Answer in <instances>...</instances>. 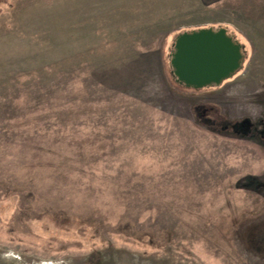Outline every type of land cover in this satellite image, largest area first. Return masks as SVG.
Wrapping results in <instances>:
<instances>
[{
  "label": "rangeland",
  "instance_id": "374dc122",
  "mask_svg": "<svg viewBox=\"0 0 264 264\" xmlns=\"http://www.w3.org/2000/svg\"><path fill=\"white\" fill-rule=\"evenodd\" d=\"M220 28L180 91L168 36ZM0 264H264V0H0Z\"/></svg>",
  "mask_w": 264,
  "mask_h": 264
},
{
  "label": "water",
  "instance_id": "95a60500",
  "mask_svg": "<svg viewBox=\"0 0 264 264\" xmlns=\"http://www.w3.org/2000/svg\"><path fill=\"white\" fill-rule=\"evenodd\" d=\"M243 60V46L225 28L200 29L176 37L171 66L181 84L203 89L233 77Z\"/></svg>",
  "mask_w": 264,
  "mask_h": 264
},
{
  "label": "trees",
  "instance_id": "16d2710c",
  "mask_svg": "<svg viewBox=\"0 0 264 264\" xmlns=\"http://www.w3.org/2000/svg\"><path fill=\"white\" fill-rule=\"evenodd\" d=\"M173 52H174V46H172V52L170 53V63H169V67H170V75H171V78H172V80H173V82H174V84L178 87V89L181 91V88H187L188 89V87H186L184 84H181L179 81H178V79L176 78V76L174 75V73H173V68H172V66H171V57H172V54H173ZM236 74V73H235ZM234 76V75H233ZM17 79L16 80H14V81H12V82H14L15 83V86H16V88H18L19 89V87H25V82L23 83V81L21 82V83H19L20 81L18 80L19 78H20V76L19 77H16ZM20 85V86H19ZM18 91V90H17ZM27 92V91H26ZM24 92V95L22 94V95H19V96H21V98L23 97V99L25 100H19L20 102H22V103H19V102H17V103H15L14 104V107L17 109V110H19V109H21L22 111L23 110H27L28 108H29V110L31 111L30 113L31 114H34V113H36V108H37V106L39 105V103H41V98L43 97L42 95H41V93H40V90H38L37 91V93H34V94H32V92ZM19 94V93H18ZM16 96V95H15ZM16 98V97H15ZM19 99V98H18ZM16 100H14V97L12 98V99H10V101H9V103H10V106H13V103L15 102ZM19 104H22V107H18V106H21V105H19ZM14 108V109H15ZM128 224V223H127ZM128 225H130V228L128 227V226H126V230H130L131 232H132V230H135L134 229V224L133 223H131V224H128ZM133 235H132V237H134V233H132ZM149 240H150V242L149 243H151V242H153L152 241V239H151V237H149Z\"/></svg>",
  "mask_w": 264,
  "mask_h": 264
},
{
  "label": "crops",
  "instance_id": "0c3cea01",
  "mask_svg": "<svg viewBox=\"0 0 264 264\" xmlns=\"http://www.w3.org/2000/svg\"><path fill=\"white\" fill-rule=\"evenodd\" d=\"M116 3H117V1H116ZM89 4H90V1H89ZM89 4L87 5V7H83L82 9H84V10H89L90 11V9H91V6H89ZM93 4H92V8H93ZM91 11H93V9H91ZM85 12V11H84ZM185 31V29L183 30V31H179V29H176L175 31H174V33L173 32H171V30L169 31V33L167 34V35H169V34H171V33H173V36H172V34L171 35H169L168 37V42L166 41V43L164 44V48H168V47H172L173 46V41H175V39H176V37L178 36V34L179 33H181V32H184ZM166 35V36H167ZM175 35V36H174ZM146 61H150V60H146ZM150 62H153V60L152 61H150Z\"/></svg>",
  "mask_w": 264,
  "mask_h": 264
}]
</instances>
